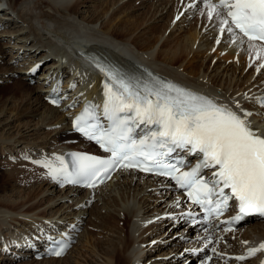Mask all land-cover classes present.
Here are the masks:
<instances>
[{"label": "bare ground", "instance_id": "bare-ground-1", "mask_svg": "<svg viewBox=\"0 0 264 264\" xmlns=\"http://www.w3.org/2000/svg\"><path fill=\"white\" fill-rule=\"evenodd\" d=\"M27 1L28 0H20L21 3L14 4L13 2H9L7 4L13 11L18 13V17H20L26 25L25 32L28 33L25 37L21 35L18 39L19 42L16 44L19 47L25 45L22 41L27 43L30 42L31 45L29 47H34L36 49L43 47L45 50H42L40 54L35 53L36 49L29 52L27 55H30V58L25 60V62L23 61L24 64L26 62H28V65L31 63L33 64L34 61L44 56L51 58L54 56L56 60L54 59L52 62L48 63L50 64L49 66H53L52 72L61 71L62 74H66L69 71L66 63H68L69 67L76 65L77 59L71 55H73V52L76 53V50L84 44L85 46L91 44V49L99 47L103 50L106 48L105 53L107 54L111 52L110 48L116 51L125 50L127 53H125L123 61L128 65H133L134 59L140 60L151 67L148 68L141 64L145 70H155L165 74L170 78L180 81L183 83L180 86L195 93H197V89L203 91L207 95L212 96L214 100L220 104L225 103L236 108V103L238 102L241 107L249 106L250 109L255 108L254 99L251 98V95L253 96V94L260 92L263 88L264 68H260V65L264 63V60L257 58L256 53L248 48V44L237 45L238 42H230L226 36L223 38L224 32H221L219 28V21L216 19L209 20L206 8H201L197 15L188 20L190 14V6H188V4H192L196 0H172L171 3L169 2L170 4L166 0H152V2H150L151 4H149L151 6L148 7L147 5V12L143 17H140L139 13L127 16L128 13L126 12H131L130 10L133 6L130 1L127 3V0H104L103 3L98 5H85L88 0ZM100 1L101 0H91L94 4ZM139 1L140 4L137 3L138 5L135 6H142L144 0ZM118 2L121 3L118 4ZM197 2L199 3V1H196V4ZM168 4L170 10L169 7L167 8ZM82 6L87 9L82 10ZM110 8L111 12H109L110 14L108 15L107 12ZM152 8L153 11L150 12ZM168 11L170 14H168L165 19ZM178 16L179 19H177ZM185 17L187 18V24L184 25L187 26L191 20L195 21L196 19L197 24H195V22V25L189 27L186 32H178L179 34L173 37L178 28H183L182 24H179V20H183L182 18L185 19ZM157 18L158 21H163L165 25L162 24L160 27L152 26L150 28L152 30H149V35L148 29L143 28V30H138L140 24H147L148 21H154ZM169 27L171 28L169 35L165 36V39L157 46L156 43L163 36L164 31ZM76 31L90 33L100 39L96 40L95 43L84 42L82 40L80 41L81 44L77 45V40H75L77 38L75 34ZM16 32H20V30ZM10 33L12 34V31H9V34ZM18 34L19 33H16V35ZM176 37H181V40L178 42H170L171 39ZM218 40L219 43L217 42ZM97 41L101 42V44L96 45ZM107 45L110 46V48ZM74 46L77 49H75ZM67 49L68 52L66 53L64 50ZM110 54L114 56L113 53ZM61 58H65L62 63ZM227 60H230L232 63H223ZM174 65H177V67L174 68ZM25 68L26 67L23 68V75L21 77L26 78L24 74ZM177 68H181V70L179 71ZM0 72L3 71L1 70ZM83 72L86 73L89 84L84 80L82 74H78L79 76L74 77V81L78 85L76 90L79 93L84 90L87 95H93L98 87L99 77L95 72ZM18 81L17 85L24 84L21 80L18 79ZM20 95V100L17 102V105H15L16 107L10 111L11 115H9L11 117L13 114H15V116H30L31 119L26 121L27 123L23 125L26 126L25 130L24 127H22V130H24L22 131L8 123L9 117L2 119V110H0V130L3 126L6 128L5 132L3 131L4 129L2 130L5 134L0 131V139H7L6 141L0 142L1 144H5L4 147L13 148L17 145L26 146L27 143L31 141V137L29 139L26 137L27 135L39 134V130L46 129L53 125H55V128H52L47 133L50 134L51 137L48 139L44 137L43 141H40L39 144L35 143L36 146H43L51 149L57 148L60 147L62 143H66L69 139L75 138L67 132L68 125L64 118V114L58 108L47 105L43 101L42 92L40 95H36V93L32 92V89H29L26 90V92H21ZM4 135H6V137H4ZM12 136L17 137L12 138ZM32 144L34 145V143ZM32 148L36 147L34 146ZM17 164H23L22 166H25L24 163ZM32 168L37 170V167ZM21 169L22 168H18V170L12 173L19 175V177L25 179V181L30 178L36 180L37 177H30ZM3 179L4 184L0 183L1 192L6 190V185H8L6 182H8L9 178L5 176ZM150 180L151 183L144 177L123 175L121 178L109 181V183L99 187L98 191H78L74 189L60 190L52 187V185H49L47 182L48 185L42 187L38 180L39 184L35 188L33 187L34 189H29V192L24 196L22 195L20 200H2L4 202L0 204V207L4 209H0V227L2 225H8L13 221H22L24 223L31 221L33 223H31L30 226L37 230L40 227H44L43 223H40L41 218H38L43 217L44 214L41 215V213L45 212L46 208H50L49 204H55V207L59 205L53 212L52 207L49 209L51 210L52 216L60 211V216H62V214L65 215H63V218H68L70 215V217L74 219H80L79 222H81V224L85 223V225L87 224L86 221L89 220L94 228L104 231L108 230V236L105 240L109 241L108 245L110 249L106 247L100 248L99 242L92 238V232H83V239L79 242L81 243L80 245H85V243L88 244L90 249H94L93 252L96 254H98L97 251L103 254V264H146L148 258L144 263L143 259H145L147 254L144 257V247L142 244L145 241L148 242L156 238L152 235H154L157 230L153 231L151 229L152 226L159 229L160 231L158 232L161 233V231H163L162 228L168 223L170 225L166 226V229L161 235L167 236V234L171 232L170 236H177L175 241H178L179 244L176 243V246L163 252V256H166L165 258L168 259L160 263L189 264L186 262V260L189 259L188 254L181 252L184 243H182L180 235L184 236L185 234L182 229L178 228V225L172 227L173 219L170 222L164 219L152 222L150 226L147 225L148 219L146 215L155 217L156 212L162 211L166 204L160 202V200L168 196L167 193H164L163 190L159 188L160 182H154L152 179ZM112 184H118L116 194L102 191ZM142 192H144L143 197L141 196ZM52 194H55V196L47 200L46 196ZM152 194L159 195L153 197ZM155 198H160L157 205L154 201ZM59 199L64 201H59ZM97 199L101 201V206L95 203ZM65 202H72V204L66 205ZM72 208L74 211H72ZM103 209H105V212L101 214V210ZM87 212L88 218L83 221V219L87 217L85 215ZM6 213H10V219H7ZM2 214H4L5 217H3ZM22 214H25V216L20 217ZM136 218H138V220H136ZM74 219L71 221H74ZM88 225L91 224L88 223ZM130 227L131 230L129 231ZM113 228L115 229L112 233L111 230H113ZM23 230L20 231L22 233L19 232L21 235L18 233L16 236H13L14 241H20L34 231L27 229ZM145 233H149V235L147 234L148 239L145 238ZM109 234L111 236L116 235V238L112 239ZM242 237L252 242L264 240V222H254L250 224V228L243 232ZM165 242V244L168 245L172 244V242H168V238H166ZM72 249L63 258L40 260L35 264L61 262L70 264L67 259L70 257L69 255L70 252L73 251ZM32 262L34 261L32 260ZM150 264H152V262ZM212 264L216 263L213 262ZM241 264H252V260Z\"/></svg>", "mask_w": 264, "mask_h": 264}, {"label": "snow or ice", "instance_id": "snow-or-ice-1", "mask_svg": "<svg viewBox=\"0 0 264 264\" xmlns=\"http://www.w3.org/2000/svg\"><path fill=\"white\" fill-rule=\"evenodd\" d=\"M203 2L208 19L218 20L221 32L226 31L234 42L239 39L242 44L246 37L248 48L264 60V45L255 43L264 42V0ZM98 66L108 78L104 83L102 113H97L96 106L87 105L74 118L73 128L110 155L101 158L72 153L71 171L62 156L56 157L58 167L47 159L33 161L46 168L52 180L94 188L112 170L138 169L174 180L192 204L199 205L205 213L204 223L229 210L230 201L238 212L227 223L252 215L264 218V130L249 119L251 112L238 102L233 110L171 81H139L110 67ZM39 67L37 64L31 71ZM260 68H264V63ZM258 99L264 104V98ZM51 102L58 104L59 98ZM177 150L201 158L189 170L181 171L186 161L173 158ZM206 169L213 170L208 177L203 174ZM54 243L56 247L49 250L50 254L61 256L68 247L67 241ZM261 251L264 242L235 259L243 261Z\"/></svg>", "mask_w": 264, "mask_h": 264}, {"label": "rangeland", "instance_id": "rangeland-1", "mask_svg": "<svg viewBox=\"0 0 264 264\" xmlns=\"http://www.w3.org/2000/svg\"><path fill=\"white\" fill-rule=\"evenodd\" d=\"M32 2V1H35V0H28L27 2ZM103 1L104 0H101L100 2H98V3H93V2H91V0H88L86 3H85V5H98V4H101V3H103ZM131 2L132 3V8H131V12H126V13H128L127 14V16L129 15V16H131L132 14H137V13H139V16L141 17H143L145 14H146V10H147V5H148V7L149 6H151V5H149V4H151L150 2H152V0H144L142 3V6H140V7H137V6H135V5H138V4H140V1L139 0H127V3L128 2ZM138 1V2H137ZM148 1V2H147ZM166 1H168V3L170 2L171 3V1L172 0H166ZM182 1V0H181ZM9 2H13L14 4H16V3H21L20 2V0H9V1H7L6 0V3L8 4ZM121 2H118V4H120ZM138 3V4H137ZM169 3V4H170ZM198 3V2H197ZM32 4V3H31ZM169 4H168V6H167V8L169 7ZM83 5V4H82ZM153 7V6H152ZM81 9L82 10H86L87 8L86 7H84V6H82L81 7ZM169 10H170V7H169ZM153 11V8L152 9H150V12H152ZM109 12H111V8L108 10V12H107V14L109 15L110 13ZM144 13V14H143ZM5 14V13H4ZM7 14V13H6ZM168 14H170V12L168 11L167 13H166V17H165V19L167 18V16H168ZM198 17H199V15H198ZM183 20H179L180 22H179V24L181 23L182 24V27L183 28H178L176 31H175V34L173 35V37H175L176 35H178L179 33H182L183 31H187L188 30V28L189 27H191V26H194L195 24H197V19L195 20V21H192L191 20V22L190 23H188V27L186 26V25H184L183 23L186 21V17H185V19L184 18H182ZM192 19V18H191ZM115 22H116V20H115ZM196 22V23H195ZM192 23V24H191ZM195 23V24H194ZM10 25H12L13 24V22L12 23H9ZM14 24L15 25H17L14 29H11L10 28V26H7L6 28H2V29H0V47H1V49H0V59L1 60H3V61H1V63H0V71L2 70L3 72H4V76L2 75V76H0L1 77V79L3 78L4 79V77H5V79H7V80H2V83H0V110H2V119H5L6 117L8 118L9 117V119H8V123L9 124H11L13 127H17V128H19L20 130H22L23 128L22 127H24V130H25V127L26 126H23V125H25V123H27L26 121L27 120H30L31 118H30V116H15V114H13L12 115V117L10 116L11 114H10V111H12L16 106L15 105H17V102L20 100V98H21V92H23V91H25L26 92V90H29V89H32V92L33 93H36V95H40L41 94V86H39L38 85V83L37 82H35V83H27V82H24V84H21V85H17V82H19L18 81V79L19 78H15L13 75H11V73L13 72V71H17L18 69H16V68H19V69H23L24 67H26L27 68V62L24 64V65H26V66H24L23 65V63L25 62V60H27L28 58H30L29 56L30 55H26V54H29V52H32L33 50H35L36 48H34V47H29L30 45H31V43H27V42H25V41H22V43H24L25 45H21V46H19V47H25V48H27L25 51H21L20 53H19V51L17 50V48H18V46H17V44L16 43H18L19 41H18V39H19V37H21V35L23 36V37H25L28 33H26L25 31H26V28H25V25L23 24V23H15L14 22ZM92 24V23H91ZM165 25V23L163 22V21H158V18L157 19H155L154 21H148L147 22V24H140L139 26L140 27H138V30L139 29H142L143 30V28L144 29H148V35H149V33H150V31L149 30H152V29H150L152 26H158V27H160L161 25ZM179 24H178V27H179ZM142 25V26H141ZM150 25V26H149ZM98 28V27H97ZM164 29V28H163ZM162 29V30H163ZM171 28L169 27L166 31H164V33H163V36L158 40V42L156 43V45L157 46H159L160 44H161V42L165 39V36H168L169 35V30H170ZM184 29V30H183ZM18 31V30H20V32H17V33H19L18 35H14V36H11V33L9 34V31H12V33L13 32H16V31ZM137 31V30H136ZM197 31H198V29H197ZM179 32V33H178ZM6 34H9V36L7 37V35ZM151 36V35H150ZM184 37V36H183ZM11 39H12V42H11ZM15 40V41H14ZM179 40H181V37H176V38H173V39H171L170 40V42H178ZM154 47H156V46H154ZM31 49V50H30ZM40 52H39V51ZM42 50H45L43 47H39V48H37L36 50H35V53L36 54H40V53H42ZM19 53V54H21V56H24L25 57V60H24V58L23 57H19L17 60H15L16 58H15V54H17V53ZM26 55V56H25ZM53 56V55H52ZM44 57H46V56H44ZM53 59H55L54 58V56H53ZM38 60V59H37ZM24 61V62H23ZM50 62H52V61H50ZM50 62H48V63H50ZM221 62H223V61H221ZM232 63V62H230V60H227V61H224L223 63ZM47 63V64H48ZM32 64V63H31ZM30 64V65H31ZM20 66H23V67H21L20 68ZM3 67V68H2ZM174 68H176L177 67V65H174L173 66ZM179 71L181 70V68H177ZM19 71V70H18ZM21 71V70H20ZM3 72H0V73H3ZM66 74H68V72L66 73ZM65 74V75H66ZM22 78H25V77H22ZM26 79V78H25ZM16 80V81H15ZM19 80H21V79H19ZM22 81V80H21ZM23 82V81H22ZM14 83V84H13ZM14 85V86H13ZM16 85V86H15ZM36 85L37 86H39V87H36ZM19 86V87H18ZM30 86H35V87H30ZM21 87V88H20ZM14 89V90H13ZM20 89H22V90H20ZM17 90V91H16ZM43 90V89H42ZM15 91V92H14ZM19 92V93H18ZM14 93V94H13ZM18 93V94H17ZM14 97V98H13ZM8 106V107H7ZM7 107V108H6ZM6 110V111H5ZM5 111V112H4ZM5 113V114H4ZM1 114V113H0ZM10 114V115H9ZM11 117V118H10ZM33 120L35 121V119H34V117H33ZM52 128H55V125H53V127ZM4 129V130H3ZM5 127L3 126L2 128H1V130L0 131H4L5 132ZM50 127L49 128H46V129H43V130H39V134H34V135H32V134H30V135H27L26 137H28L29 139H30V137H31V141H30V143H27V145L28 144H31V145H33L32 143H34V145H36L37 143L39 144L40 143V141H43V139H44V137H47V139L48 138H50L51 137V135L49 136V134H47L48 133V131H50ZM24 130H22V131H24ZM2 131V132H3ZM14 131V130H13ZM41 131V132H40ZM3 132V133H4ZM5 134V133H4ZM47 134V135H46ZM46 135V136H45ZM4 137H6V135H4ZM10 137V136H9ZM15 137H17V136H12V138H15ZM46 139V140H47ZM7 139H0V142L1 141H6ZM34 140V141H33ZM36 143V144H35ZM5 146V144H1L0 143V147H2V150L4 149V148H7V147H4ZM1 151V150H0ZM23 164H13V167H11V169L9 168V170L7 169V170H2V171H0V183L1 184H4V179H3V177H7L8 176V178L10 179H8V182H6L8 185H6L7 186V188H6V190L5 191H3V192H1L0 191V204H2L4 201H2V200H8V201H10V200H16V201H18V200H20L21 199V196L23 195H25L27 192H29L28 190L29 189H34L38 184H39V182H40V186H42V187H46L47 185L46 184H44V183H46L47 181H46V179H43V178H40L39 177V175L36 173V169H29L28 171H26V169L22 166ZM18 166H20V167H18ZM15 168V169H14ZM18 168H22L21 170H24L26 173H27V175H29L30 177L32 176H35V177H37L36 178V180L35 179H33V178H30L29 180H26L25 181V179H22V178H20L19 177V175H17V174H13L14 172H15V170H18ZM14 169V170H13ZM11 171V172H10ZM13 172V173H12ZM12 174V175H11ZM40 179H39V178ZM12 178V179H11ZM38 180H39V182H38ZM15 181H17V182H19V183H22V184H30V185H27V186H19ZM31 182L32 183H36V185L35 184H31ZM33 186H34V188H33ZM117 187H118V185L117 184H112L111 186H108L105 190H103V191H108L109 193H112V194H116V191H117ZM110 190V191H109ZM19 191H21V192H19ZM146 191V190H145ZM144 191V192H145ZM144 192H142V194H141V196L143 197V195H144ZM84 193V192H83ZM153 193V192H152ZM56 194V193H55ZM55 194H52V195H49V196H46V198H47V200H49L50 199V197H53V196H55ZM153 195V197H155V195L157 196V194H152ZM159 195V194H158ZM160 200V198H155L154 199V201H159ZM59 201H64V200H62V199H59ZM98 201V202H97ZM160 202H163V200H160ZM66 203V205L67 204H72V202H65ZM95 203H98V205L99 206H101L102 205V203H101V201H99V199H97L96 201H95ZM50 205V208H46V210H45V212H42L41 213V215H43V217H46V216H48V217H50V216H52V213H51V210H49V209H51V207H52V212L55 210V209H57L58 207H59V205L58 206H56L55 207V204H49ZM42 208V207H41ZM0 209L1 210H3L4 208H2V207H0ZM40 211V210H39ZM72 211H74V209L72 208ZM88 212H89V210H88ZM88 212L85 214L87 217H86V220H87V218H88ZM105 212V209H103V210H101V214H103ZM6 215L8 216V219H9V217H10V213H6ZM56 215H58L57 217L59 218V219H62L61 218V213H60V211L58 212V213H56ZM2 216L3 217H5V215L4 214H2ZM13 216H16V215H13ZM23 216H25V214H22L20 217H23ZM60 216V217H59ZM147 217L146 218H148L149 217V215H146ZM43 217H38V218H43ZM62 217H64V216H62ZM74 218L73 217H70L69 218V220L71 221V220H73ZM151 219V218H150ZM69 220H67V221H69ZM136 220H138V218H136ZM69 221V222H70ZM140 222V221H139ZM86 225H87V227H85V226H83V230H82V232H81V236H79V238H78V240L79 241H77V243L75 244V247L72 249L73 251L70 253V257L67 259V260H69L68 261V263L70 262V264H103L104 263V256H103V254H101V253H99V251H97L98 252V254H96L95 252H93V250L94 249H90V246L88 245V244H86L85 243V245L84 244H82V245H80L81 243H79L83 238V235H84V233H86L85 231H87V232H92V238L93 239H96L98 242H99V247L100 248H108V249H110V246L108 245L109 244V241H107V240H105V238H107V236H108V233H107V231H104V230H101V229H98V228H94V226L92 225V223H90L89 222V220H87L86 221ZM88 223L89 224H91V225H88ZM56 224H58V223H56ZM82 225V224H81ZM168 225H170V224H166L162 229H163V231H161V233H159L158 231H160L159 229H157L156 227H153L152 226V230L153 231H156V229H157V231L156 232H158L159 234H162V232H164V230L166 229V226H168ZM147 226V225H146ZM145 226V227H146ZM150 226V225H149ZM118 227V226H117ZM144 227V228H145ZM143 228V229H144ZM156 228V229H155ZM86 229V230H85ZM114 229L115 228H113V230H111V232L113 233L114 232ZM178 229V228H177ZM23 230V229H22ZM131 230V227L129 228V231ZM24 231V230H23ZM84 232V233H83ZM155 232V233H156ZM20 233H22V232H20ZM19 233V235H21ZM97 233V234H96ZM170 233L171 232H169L168 234H167V236H163L162 238V241L161 242H163V243H161V244H159L158 242V240L159 239H161V237H158L159 235L158 234H156V235H152L153 237H156L154 240H152V241H158L157 243L158 244H156V245H151V247H152V249H154L155 251L154 252H152L153 250H151L150 248H148L149 246H147L146 248H144L145 249V251L147 250V249H149V250H147L146 252L149 254V253H151L150 254V256L148 255H146V257H145V259H143V262L145 263L146 262V259L148 258V260H147V262H146V264H148L149 262L151 263L152 262V264L153 263H155V264H162V263H160V262H162V261H164V260H166V259H168V258H165L166 256H163V258H162V260L160 261V262H156V261H159V258L161 257V255L160 254H158L157 255V253H158V250L159 249H164V247H166V246H169V248L167 249V250H164V252L165 251H168V250H170L172 247H174V246H176V243H178L179 244V242L178 241H175V239L177 238V236H170ZM147 234L149 235V233H145L144 235L146 236L145 238H147L148 239V237H147ZM110 235V234H109ZM111 236V235H110ZM18 237H20V236H18ZM111 238L112 239H115L116 238V235H113V236H111ZM166 238H168V242H172V244H165L166 242ZM105 241V242H104ZM146 242V241H145ZM7 243V242H6ZM153 243H155V242H152V243H150V244H153ZM146 244H148L147 242L146 243H144L143 244V247H145V245ZM77 246V247H76ZM97 249V248H96ZM91 251H92V254H91ZM176 251H178V250H176ZM168 254H170V253H168ZM98 255V256H97ZM99 255H101V256H99ZM157 257H159L158 259H157ZM152 261H151V260ZM75 260V261H74ZM43 261V260H42ZM77 261V262H76ZM37 261H34V262H30L29 260H21V261H14V262H11V261H7V259H5V257L4 256H2V255H0V264H35ZM149 263V264H150ZM49 264H64V262H61V263H49ZM130 264H132V263H130Z\"/></svg>", "mask_w": 264, "mask_h": 264}]
</instances>
